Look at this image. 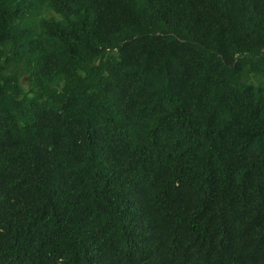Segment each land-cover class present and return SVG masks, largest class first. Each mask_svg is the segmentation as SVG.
Wrapping results in <instances>:
<instances>
[{
  "label": "trees",
  "instance_id": "1",
  "mask_svg": "<svg viewBox=\"0 0 264 264\" xmlns=\"http://www.w3.org/2000/svg\"><path fill=\"white\" fill-rule=\"evenodd\" d=\"M0 264H264V0H0Z\"/></svg>",
  "mask_w": 264,
  "mask_h": 264
},
{
  "label": "rangeland",
  "instance_id": "2",
  "mask_svg": "<svg viewBox=\"0 0 264 264\" xmlns=\"http://www.w3.org/2000/svg\"><path fill=\"white\" fill-rule=\"evenodd\" d=\"M42 15H45L46 17L50 16L49 13H45V12Z\"/></svg>",
  "mask_w": 264,
  "mask_h": 264
}]
</instances>
